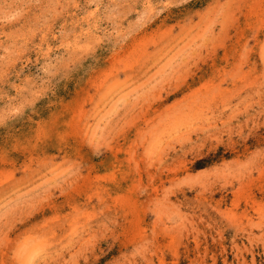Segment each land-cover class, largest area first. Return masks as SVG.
<instances>
[{
	"label": "rangeland",
	"instance_id": "1",
	"mask_svg": "<svg viewBox=\"0 0 264 264\" xmlns=\"http://www.w3.org/2000/svg\"><path fill=\"white\" fill-rule=\"evenodd\" d=\"M0 264H264V0H0Z\"/></svg>",
	"mask_w": 264,
	"mask_h": 264
},
{
	"label": "trees",
	"instance_id": "2",
	"mask_svg": "<svg viewBox=\"0 0 264 264\" xmlns=\"http://www.w3.org/2000/svg\"><path fill=\"white\" fill-rule=\"evenodd\" d=\"M199 167H203V166H199Z\"/></svg>",
	"mask_w": 264,
	"mask_h": 264
}]
</instances>
